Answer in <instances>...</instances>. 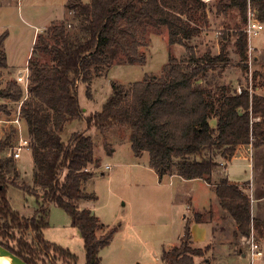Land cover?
<instances>
[{"label": "trees", "instance_id": "16d2710c", "mask_svg": "<svg viewBox=\"0 0 264 264\" xmlns=\"http://www.w3.org/2000/svg\"><path fill=\"white\" fill-rule=\"evenodd\" d=\"M71 19L55 21L37 36L28 60L29 86L25 93L17 80L0 88V115L11 116L8 101L21 103V117L26 124L34 159V185L18 184L41 199L40 210L33 217L21 216L7 198L4 167L15 158H0V244L30 264H75L77 256L68 248L45 239L48 206L64 209L72 225L84 239L86 264H102L100 250L109 244L116 228L104 230L99 217L90 209H81V199H97L85 190V183L100 166L95 154L96 139L86 131H75L68 141L62 137L66 123L85 118L107 139L115 125L131 130L129 142L136 157L149 153V166L162 180L178 175L186 180L204 179L214 185L221 206L235 220V238H250L252 231L264 235L262 220L253 217L251 197L246 183L228 177L214 179L236 157L241 147L264 145V94L257 84L233 88L211 83L208 72L229 62L227 51L231 33L222 32L221 51L199 56L186 42L201 32L207 22L205 0H68ZM218 10L235 9L241 17L236 24L235 50L244 70L249 68V8L264 22V0H219ZM166 27L169 43L186 47L182 57L170 56L161 74L146 73L129 84L111 82L112 93L100 111L84 114L78 97L81 83H90L107 75L117 63L145 64L142 51L148 45L149 28ZM8 31L0 34V78L9 68L5 41ZM51 62H42L41 55ZM9 70V69H8ZM263 74L254 72V80ZM262 85L264 86V80ZM216 125H212V120ZM16 135V129L13 127ZM121 143L124 140H120ZM9 137L0 142V152L7 150ZM111 153L113 146H106ZM208 210L194 211L184 226L180 244L165 249L164 264H196L205 258L211 245L195 246L191 222H203ZM29 233L31 236L29 238ZM53 253V254H52ZM48 261V263L46 262ZM61 262V263H60Z\"/></svg>", "mask_w": 264, "mask_h": 264}, {"label": "rangeland", "instance_id": "374dc122", "mask_svg": "<svg viewBox=\"0 0 264 264\" xmlns=\"http://www.w3.org/2000/svg\"><path fill=\"white\" fill-rule=\"evenodd\" d=\"M67 1L3 0L5 3H12L13 6L8 7L0 15V34L5 30L10 33L5 41L10 70H5L3 77L0 78V88H4L8 81L17 80V77L26 74L29 55H32L34 46L32 41L35 29L31 27V24H41L42 21L40 20L41 15H33L31 11L44 12L42 14L43 21L48 22L51 26L55 21L71 19L70 15L59 14L56 10L58 4H65ZM206 2H208L207 22L200 23L201 29L204 31L199 37L187 41L186 44L194 46L199 56L206 53H211L214 56L221 51V44L219 47L218 41L222 32L225 30L231 33L227 43L229 62L218 64L208 72L214 89L218 85L227 84L233 88L238 85V88L248 87L251 90L254 84H262L263 80L259 75L257 80H254V72L264 75V58L261 59V64L258 66L261 69L256 71L254 56L249 54V68L244 70L240 63V56L234 47L233 30L236 24H241L238 11L232 9L226 15H221L217 8L219 0ZM19 3L24 5L21 12L18 9ZM52 3L53 6L48 8ZM26 7L29 9L28 11ZM205 31L211 32L209 37L204 35ZM168 36L166 27L149 28L148 45L142 48L147 56L146 63H117L113 65L107 75H101L92 80L90 83L91 96L87 93V84L81 83L78 88V97L85 116L103 108L112 93V81L129 84L142 80L146 73L161 74L171 55L179 58L184 56L186 47L181 44L171 45ZM250 43L253 47L263 48L264 51V30L251 34ZM41 61L50 63V55L42 54ZM21 86L25 92L24 85L21 84ZM255 91L257 92V88ZM258 92L264 93V88ZM4 102H6L5 99L0 98V104ZM8 104L11 116L0 115V142L9 137L7 150L0 152L2 160L9 157L8 152L16 143L13 125L8 120L15 117L20 102L8 101ZM75 131H86L96 139L95 154L101 158L100 166L95 167L93 177L84 185L86 191L95 192L98 198L81 199L78 205L81 209L92 210L99 217L105 228L98 231V235L116 228L109 244L100 250L102 264H164L161 258L163 251L173 243L181 241V238L179 241L178 237L183 232V214L187 212V208H203L206 205L208 208H211L212 205L213 208H218V202L212 200L216 199L212 188L203 180L180 178L160 180L155 171L149 168L148 152H145L141 157L134 155L129 142L131 130L128 127L113 126L108 131L106 139L97 132L96 128H88L83 117L66 123L61 135L65 141H68ZM24 132L26 134L25 126ZM120 140L124 141L121 143ZM105 145L113 146L114 151L109 153ZM250 162H254L256 176L253 175V177H255L256 183H262L264 175L259 172V165L264 162V145L247 154L239 152L232 164H229L228 171L226 170L229 179L242 183L249 181L252 177ZM107 165L112 166L107 169ZM4 173L7 198L11 207L21 216H35L40 210L41 199L12 182L14 180L18 184L34 185L32 151L29 148H24L20 158L5 165ZM214 177V179L219 178L217 175ZM247 188L249 189V187L244 189ZM252 204L251 202V207ZM48 207V225L43 228L45 239L68 248L77 256L75 264H86V249L79 229L72 225L71 218L64 209L54 203ZM258 209L256 208L255 211V208H252V213L264 224V213L258 212ZM199 226L207 229L208 225L199 224ZM230 235L229 228H227L221 236L218 235V239L222 237L226 241V237L232 238ZM30 236L31 233H29V238ZM207 236L211 239V249L205 258H196V264H264V252L257 260L252 261L249 257L250 246L247 238H236L234 244L219 242L220 240L216 242L212 240L216 236L212 229L208 230ZM260 236L255 230V237L259 242L261 241ZM202 238L203 232L200 231L194 240L201 247L208 245V240H202ZM238 243H240L239 247L236 246ZM240 247L247 254L246 257L240 254ZM233 249H236L235 252ZM46 262L48 263V261ZM39 264H44L43 258L39 259Z\"/></svg>", "mask_w": 264, "mask_h": 264}, {"label": "crops", "instance_id": "0c3cea01", "mask_svg": "<svg viewBox=\"0 0 264 264\" xmlns=\"http://www.w3.org/2000/svg\"><path fill=\"white\" fill-rule=\"evenodd\" d=\"M205 1H209V0H205ZM66 3L65 4H58L59 6L56 8V10H57V12H59V14L65 13V14H67L69 16L70 14H69V12L67 10ZM11 6H13L12 3H5V2H3V0H0V15H2V13H4L6 11V9L8 7H11ZM51 6H53V3L50 4L48 6V8H50ZM23 7H24V5L23 4L20 5V3H19V5H18L19 12H21V10H23ZM217 7H218V5H217ZM26 9H27V11L29 10L27 7H26ZM229 11H227V12L219 11V12L221 13V15H226ZM31 12L33 13V15H36V16L41 15L40 20H42L41 21V24H38V23L37 24H31V27H33L35 29V34H34V38H33V41H32L33 42L32 44L34 45L37 36L40 33H42V31L46 30L47 27L50 24H48V22H46V21H43L44 18H43V15L42 14L44 12L38 13V12H35L34 10H32ZM57 19H59V18H57ZM5 31H8V30H5ZM203 31L204 30H202V32ZM8 33H9V31H8ZM210 34H211L210 31H205V34L204 35L207 36V37H209ZM199 35L196 36V37H199ZM250 37L251 36H249V54L254 56L255 65H256V68L255 69H256V71H259V69H261V68L258 67V66L261 64V59L264 58V55H263L264 54V51H263V48H258L256 46L253 47L251 45V43H250ZM218 44H219V47H220V44H221L220 38H219ZM234 47H235V45H234ZM7 56H8V54H7ZM29 56L31 57V55H29ZM8 64H9V61H8ZM9 67H10V64H9ZM260 79L261 80H264V78H262L261 76H260ZM235 88H238V85ZM256 88H257V93H260L258 91L261 90V89H263L264 86L262 84H259V85L257 84V87ZM261 94H264V93H261ZM212 125H216V120L215 119L212 120ZM254 149L255 148H253L252 145H249V146L241 147L239 149L238 153L242 151L243 153L247 154L248 152L249 153L250 152H254ZM250 160L252 161V159H250ZM148 162H149V160H148ZM229 164H232V162L229 163ZM229 164H228V166L226 168H224L222 170H219V172L217 173V176H219V178H216L217 180H219L221 177H228L229 178V174L226 173V170L228 171V169H229ZM253 164H254V162H252V163L250 162V166H251V176H252V177H250L251 179L249 181H247V182H243V183H246V187H249V189L247 188V189H244V190L251 197V202L253 203L252 204V208H255V211H256V208H259L258 209V212L264 213V180H263L262 183L261 182H257L256 183L255 177H253V175L256 176V171L254 170V165ZM148 165H149V163H148ZM149 168L152 169L150 166H149ZM259 172L264 175V162L259 165ZM157 176H158V174H157ZM164 178H169L170 180L175 179V178L183 179V178H181L178 175H166V176L163 177V179ZM263 178H264V176H263ZM195 180H198V179H195ZM199 180L205 181L212 188V191L214 192L215 197H216V199H212V200H215L216 203L218 202V208H213V205H212L211 208H208L207 205L204 206L203 208H187V212L183 214V223H182V225H183L182 226L183 227V231H184V226H185V222H186L187 218L188 217H191L192 216V213L194 211H204V210H208L203 222H197L195 220H193L191 222V229H192V235H193L194 245L195 246H199L195 242L194 238L196 239L198 237V233L200 231L203 232V238H202V240H208V244L211 245V239L207 236V232H208L209 229H212V231L216 233V236L212 239L213 241L218 242L217 240H220L219 242H228V243L234 244L233 242L236 239L235 236H234V231L237 228V224H236L235 220H233V218H231L229 216L228 212L221 206L220 200H219V198H218V196L216 194L214 185H211L210 183H208L204 179H199ZM240 183H242V182H240ZM252 215H253V213H252ZM253 217H254V215H253ZM199 224L208 225L207 226V229L200 228ZM227 228H229V231H230V234L232 235V238L231 237L230 238L229 237H226V241L224 239H222V237H220V239H218V235L221 236V234L225 230H227ZM182 234H183V232L179 234V237H178L179 241H180V238H181ZM260 240H261L260 242H261V246H262L263 252H264V235L260 236ZM178 243H180V242H178ZM178 243H173L172 245H170L168 247V249H170L171 247H174V246L178 245ZM239 244L240 243L236 244V246L239 247ZM235 250L236 249H233L234 252H235ZM239 252H240V254H243V256H245V257L247 256V254L243 251V248L242 247H240Z\"/></svg>", "mask_w": 264, "mask_h": 264}, {"label": "built area", "instance_id": "2783aa9c", "mask_svg": "<svg viewBox=\"0 0 264 264\" xmlns=\"http://www.w3.org/2000/svg\"><path fill=\"white\" fill-rule=\"evenodd\" d=\"M246 26H247L246 31L249 36H251V34H256L264 30V22H261L257 18L256 13L252 11L250 8L248 11V23ZM17 81L19 84L24 85L25 93H27L29 86L28 68L24 76L21 75L17 77ZM238 91L241 92V88H238ZM8 122H10L13 125V127L16 129V143L10 148V151L8 152V156H12L13 158L18 159L21 157V152L24 148L30 149V139L24 132V126L26 129V124L21 117V103L16 111L15 117L9 119ZM111 166L112 165H107L106 168L110 169ZM248 243L250 246L249 257H251L252 261L257 260L260 256L263 255V248L261 246V243L256 239L254 230L252 231L251 236L248 239Z\"/></svg>", "mask_w": 264, "mask_h": 264}, {"label": "water", "instance_id": "95a60500", "mask_svg": "<svg viewBox=\"0 0 264 264\" xmlns=\"http://www.w3.org/2000/svg\"><path fill=\"white\" fill-rule=\"evenodd\" d=\"M0 255L5 256L11 264H30L24 258L12 252L2 244H0Z\"/></svg>", "mask_w": 264, "mask_h": 264}, {"label": "bare ground", "instance_id": "6f19581e", "mask_svg": "<svg viewBox=\"0 0 264 264\" xmlns=\"http://www.w3.org/2000/svg\"><path fill=\"white\" fill-rule=\"evenodd\" d=\"M0 264H11V262L5 256L0 255Z\"/></svg>", "mask_w": 264, "mask_h": 264}]
</instances>
